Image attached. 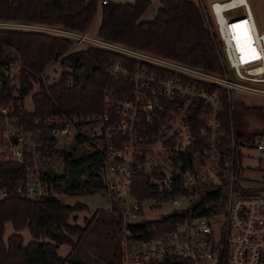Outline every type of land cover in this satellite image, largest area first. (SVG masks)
Returning a JSON list of instances; mask_svg holds the SVG:
<instances>
[{
    "label": "built area",
    "instance_id": "obj_1",
    "mask_svg": "<svg viewBox=\"0 0 264 264\" xmlns=\"http://www.w3.org/2000/svg\"><path fill=\"white\" fill-rule=\"evenodd\" d=\"M198 1L220 42L222 72L88 31L0 20L1 27L62 34L138 61L130 69L110 59L107 71L131 82L105 91L102 111L29 116L25 111L34 107L25 99L18 105L0 104V161L14 163L15 193L26 198L52 191L59 197L78 196L66 190L71 183L68 168L90 162L81 172L86 183L89 175H98L103 182L93 193L107 197L108 207L116 203L122 212L126 264H147L171 254L194 264H264V176L252 189L241 175V148L255 140L237 133L232 112L227 125L221 115L226 101L221 89L229 92L226 102L232 108L234 90L264 95V31L257 29L248 0ZM235 8L241 11L231 12ZM237 34L243 36L240 46ZM19 69L11 62L4 68L5 77L12 78ZM255 139L263 150L264 133ZM79 157L93 160L74 164ZM48 166L65 175L52 178ZM139 175L153 188L142 198L132 190ZM56 183L60 192L54 191ZM9 195V187L0 183V199ZM172 212H179V218L165 232L129 229L131 222Z\"/></svg>",
    "mask_w": 264,
    "mask_h": 264
},
{
    "label": "trees",
    "instance_id": "obj_2",
    "mask_svg": "<svg viewBox=\"0 0 264 264\" xmlns=\"http://www.w3.org/2000/svg\"><path fill=\"white\" fill-rule=\"evenodd\" d=\"M151 1L107 0L102 3L101 0H0V20L55 23L84 30L90 26L100 9L101 18L97 29L101 38L151 50L206 69L223 71L220 42L199 1L160 0L157 15L153 19L140 20ZM72 43V39L62 34L0 26V104L5 101H13L15 105L23 102L36 82L39 88L32 92L34 108L24 110L26 115L44 116L61 110L71 113L102 111L105 108V91L124 88L131 82L128 76L113 75L107 71L110 59L119 60L130 69L138 61L127 54L97 45L71 50ZM86 55L94 58L99 67L83 79L82 61ZM54 60L61 64L60 76L48 82L45 69ZM11 62H17L20 69L9 79L5 77L4 68ZM221 92L227 101L229 92L225 89H221ZM226 101L224 113L221 114L224 125L229 123L231 112L235 118V109ZM254 108L262 110L263 106ZM237 133L245 139L253 137L251 133L238 129ZM89 159L92 158L79 157L73 163L80 164ZM14 170V163L0 161V183L10 189V195L0 199V264H88L83 258H72V251L65 256L58 251V245L65 242L75 250L92 219L80 225L70 218L76 215L75 211L87 208V204L82 201L67 202L53 191L34 198L21 197L13 187ZM88 180L86 184L69 183L66 190L78 195L90 194L103 182L98 175H89ZM145 181L139 175L133 184L132 190L139 198L153 193V188ZM139 182L144 184L140 185ZM57 184L54 191L60 192ZM114 208L117 209L120 222L122 212L116 203ZM178 218L179 212L148 217L131 222L129 229L144 230L146 234L165 232L173 228ZM7 221L12 222L15 231L5 237ZM53 224L56 225V231L51 227ZM24 227L29 229L32 236L27 242L19 231ZM125 253V249L120 248L119 256L105 263L126 264L123 259ZM147 264H194V261L171 254L161 260L150 259Z\"/></svg>",
    "mask_w": 264,
    "mask_h": 264
},
{
    "label": "rangeland",
    "instance_id": "obj_3",
    "mask_svg": "<svg viewBox=\"0 0 264 264\" xmlns=\"http://www.w3.org/2000/svg\"><path fill=\"white\" fill-rule=\"evenodd\" d=\"M249 6L254 11V5L256 8L261 7L264 9V0H248ZM254 4V5H252ZM241 8L232 9L231 12H240ZM97 14L94 18L93 25L94 28L97 26ZM37 25H49L51 27H59L55 23L46 22H36ZM35 23V24H36ZM61 26V25H60ZM88 28V27H87ZM259 29H261L259 27ZM89 32V30H88ZM92 36H99L95 29L89 32ZM90 42L83 40L81 42H74L70 45L71 50H76L79 48L88 47ZM94 44V43H93ZM61 64L58 60L51 61L48 63L45 74L46 81L52 82L57 80L61 72ZM229 74H232L230 69H228ZM39 86L35 82L34 88L37 89ZM32 92H29L25 96V103L30 108L34 107V100L32 98ZM233 96V108L235 109L234 121L235 125L240 132L251 133L253 135L254 142H249L245 146H242V181L245 186L249 188H257L261 183L264 176V149H258L255 146V137L259 134L264 133V95H258L254 92H242V91H232ZM253 106V107H251ZM254 106H263L262 110H255ZM96 124H91L95 126ZM63 200L68 201L73 197L64 196ZM78 200L75 202H81L82 200L89 203L91 206H96V209L91 211L87 208H81L74 213L70 218L72 222H77L80 225L85 224L88 219H92L90 225L87 227L82 238L76 245L75 250L72 251V258H83L89 264H105V261L116 259L119 256L120 248L123 246L124 233L120 228V223L118 221V212L114 208V204L108 207L109 200L107 197L97 193L93 194H82L77 196ZM81 200V201H80ZM25 236L30 235L27 230H23ZM76 238V235H74ZM25 241V240H24ZM68 245L67 243H65ZM64 244V245H65ZM125 249V248H123ZM124 261L127 259L126 253L123 255ZM201 264H215L214 261L208 260L203 261Z\"/></svg>",
    "mask_w": 264,
    "mask_h": 264
},
{
    "label": "crops",
    "instance_id": "obj_4",
    "mask_svg": "<svg viewBox=\"0 0 264 264\" xmlns=\"http://www.w3.org/2000/svg\"><path fill=\"white\" fill-rule=\"evenodd\" d=\"M114 1H117V2H125V1H133V0H114ZM159 5H160V0H152L151 3L147 6V8L142 13V16L140 17V20H142V19H153L157 15V12H158L157 9H158V6ZM252 5H254V4H252ZM253 9H254V11H252V8H251V11H252L253 20H254V22L256 24V27H257L258 30L264 31V9H262L261 7L256 8L255 5H254V8ZM97 14H99V15H98V19L96 20L97 21L96 28H94V26H92L93 25V22H94L93 21L94 19H93L92 20V23L90 24V26H88V28H86V29H84L82 31H88L89 30V32H92V30L95 29V32L98 34L97 27H98V24H99V21H100V18H101L100 9L97 11ZM259 27L261 29H259ZM235 39L237 40L236 42H237V45L239 46V43H240L239 37L237 36ZM80 195H82V194H80ZM80 195H78V196H80ZM71 197H73V198L71 200H68L67 202L73 203L74 201L78 200V199H76L77 196H71ZM82 202L85 203L86 201L82 200ZM87 204L89 205V208H87V209L91 211L90 213H92L93 210L96 209V206H91L89 203H87ZM109 205H110V203L108 204V206ZM23 230H27L29 232V229L27 227H24V228L20 229L19 231L24 234ZM14 231H15V229H14V227L12 225V222L11 221H7L5 223V230H4L5 237H8ZM30 239H32L31 233H30V235H27V236H25V234H24V240H25V242L29 241ZM65 243H60L58 245V251L63 256H65L66 254H68L70 251H73L72 247L68 243H67L68 245H66ZM121 246H123L121 249H123L125 247L124 246V241H123V243H122ZM65 264H68V263L66 262Z\"/></svg>",
    "mask_w": 264,
    "mask_h": 264
},
{
    "label": "water",
    "instance_id": "obj_5",
    "mask_svg": "<svg viewBox=\"0 0 264 264\" xmlns=\"http://www.w3.org/2000/svg\"><path fill=\"white\" fill-rule=\"evenodd\" d=\"M82 62L84 63V66L81 70V76L83 79L86 78L88 75H92L94 70L99 67V63L94 58L92 59V57H90L89 55H86ZM87 134L90 137L92 136L91 132H88ZM73 144L74 143L71 142L68 145L69 152H71ZM90 166H91L90 162H85L76 166L75 165L70 166L67 171L68 181H70L71 183L78 182L79 184L80 183L85 184L87 181V177L82 175L81 172L83 170L88 169ZM46 172L49 173L52 176V178L63 177V175H65L64 171L63 172L55 171L51 166H48L46 168ZM51 227L53 231H56V225L53 224ZM127 245H128V249L130 250L131 245H129V242L127 243Z\"/></svg>",
    "mask_w": 264,
    "mask_h": 264
},
{
    "label": "bare ground",
    "instance_id": "obj_6",
    "mask_svg": "<svg viewBox=\"0 0 264 264\" xmlns=\"http://www.w3.org/2000/svg\"><path fill=\"white\" fill-rule=\"evenodd\" d=\"M237 36H238L239 39H240V43H242V42H243V36L240 35V34H237V35L235 36V38H236ZM235 41H237V40L235 39ZM240 43H239V46H240ZM236 44H237V42H236Z\"/></svg>",
    "mask_w": 264,
    "mask_h": 264
}]
</instances>
